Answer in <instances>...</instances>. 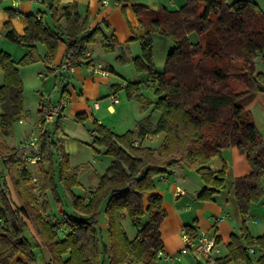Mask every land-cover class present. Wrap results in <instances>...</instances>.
Masks as SVG:
<instances>
[{
    "label": "trees",
    "instance_id": "trees-1",
    "mask_svg": "<svg viewBox=\"0 0 264 264\" xmlns=\"http://www.w3.org/2000/svg\"><path fill=\"white\" fill-rule=\"evenodd\" d=\"M111 1L121 4L133 0ZM45 4L50 22L42 16L28 14L21 35L9 22L4 24L5 38L25 46L27 51L15 60L0 50L3 73L0 137L9 134L12 123L22 116L23 86L18 65L42 59L35 42L42 43L48 58L53 59L58 42L66 37L64 56L74 64L83 61L90 64L91 59L84 56V51L92 43L99 41L109 52L117 44L113 35H105L98 26L91 28L88 13L80 17L76 3L61 6L60 0H50ZM131 7L139 24L133 39L141 47V55L132 60L137 69H147L155 81L154 108L160 112L155 126L141 124L137 135L142 138L148 133H162L158 150L135 146L132 130L116 134L94 121V142L102 144L113 159L87 203L71 194L73 211L78 217L67 215L68 231L60 237L55 227L43 220L38 209L49 210L47 192L59 203L55 177L67 190L77 182V168L69 165L62 143L53 140L44 125L40 127L41 159L37 163L35 193L31 172L17 165L18 147L0 138V163L6 171L0 169V264H37L32 241L24 234L28 223L39 238L38 244L50 255L45 264H157V253L162 250L159 228L165 211L162 196L155 190L154 178L183 163L195 170L203 182L196 198L209 201L224 187L226 165L223 163L220 169L212 170L208 162L212 156L221 157L222 149L229 146H236L251 168L248 174L234 180L240 214L244 216L248 203L262 195L264 139L242 101L250 94L260 93L264 106V71L256 69V59L264 52V11L253 0H184L179 9L173 10L164 6L150 9L140 2H132ZM15 14L11 11L10 17ZM62 19L64 25L60 23ZM192 31L199 36L196 43L189 39ZM155 32L173 43L162 71H156L152 61V33ZM116 59L127 60L122 47ZM141 101L142 106L148 103ZM77 116L84 117L82 113ZM5 175L14 187L18 204L11 196ZM37 195L41 201H37ZM103 200L106 242L100 241L96 227ZM126 216L138 227L132 240L121 226ZM184 229L195 236L192 226L185 225ZM215 241L219 242L218 236ZM253 241L264 251V233L253 237L242 222L240 234H231L227 253L217 258V263L246 258L247 264H264V254L256 257L254 253L253 259L248 255L247 249Z\"/></svg>",
    "mask_w": 264,
    "mask_h": 264
},
{
    "label": "rangeland",
    "instance_id": "rangeland-1",
    "mask_svg": "<svg viewBox=\"0 0 264 264\" xmlns=\"http://www.w3.org/2000/svg\"><path fill=\"white\" fill-rule=\"evenodd\" d=\"M139 1L147 4L150 9H159L160 7L164 6L171 10L179 9L184 2V0ZM253 1L262 11H264V0ZM201 10L202 4L199 5V12H201ZM45 20L47 22H50L49 14L45 16ZM189 39L191 42L196 43L199 40L197 32H190ZM98 42L99 41L90 44L94 45L93 57L96 58L97 62L100 64L102 62H108L113 68V71H107L108 76L112 78L111 82H114L113 85H122V87L117 90L118 94H116V100H112L111 98L109 99V95H107L109 96L107 97L108 100L106 99L107 101L104 102L101 101V99L99 100V115L96 116V118L100 120L99 123L109 128L116 134H123L128 129H133L135 127V124L145 117H148L152 122H156L160 116V112L156 108H154V102L157 98V95L155 94V81L151 78L147 69H137L132 60L134 57L141 55V47L138 40L132 39V44L129 46L130 48H128V53H130V56L132 57L126 62H119L118 60H116L115 53L105 51L101 46V43ZM16 45V43L10 42L0 37V48H2V50L4 51L14 52L12 50H14V47H17ZM37 46V52L45 50V47L42 43L38 42ZM172 47L173 43L168 37L162 36L156 32L152 33V61L156 71L163 70L166 55ZM86 50L89 51L90 55V50ZM13 54L15 55L16 53ZM97 62H95V64H97ZM256 69L259 71H264V52L261 53L256 59ZM18 70L23 86L22 116L12 123L10 133L0 138L10 146H20L21 142L27 136H29L31 132H33L35 135H38L39 133L40 128H38L37 122L39 119V109L41 103H44L45 105H52L58 102V100H60L61 98L66 100V106L63 109L65 113L64 117L61 120V123L57 120V118H55V120L44 123L43 125L45 128L51 130L54 137L56 135L59 138H62V140L66 138V142H70L68 145V150L64 147V145L63 148L68 154L69 165L71 167L77 168V182L72 185L69 190H67L63 187L58 177L54 178V183L57 186V193L60 201L59 203H57L50 192H48L47 198L49 201V210L47 211V213H56L59 218H63L64 220L67 218V215H71L77 218L78 214L73 211L70 197L71 194L80 197V199L84 203H87L91 198V192L96 189V186L99 183L100 177L98 178V175H103L106 168L111 163L113 156L105 152V147L102 144L94 142V134H91V130L94 129L95 125L93 119L92 121H90V115H92V110L90 108L87 111L88 116L79 118L77 116V113L73 116L69 115V110L72 106V104H69L70 99L67 96V93L64 94V92H61V89L63 87L61 82L59 80H56L53 75L44 73L46 71L45 64H42L41 61L38 60L29 64L18 65ZM38 70H43L42 75L38 74ZM2 81L3 74L0 73V84H2ZM129 84H131L130 88L128 87ZM238 87L241 88L242 86L238 85ZM108 89H110V86H107V90ZM128 90L131 93L130 96H128ZM62 94H64L63 97ZM139 98H141V100H144L143 102L147 101L148 104L142 106L143 103ZM107 102L114 106V110L118 107L117 113H114V110L111 111L109 108L105 107V103ZM242 105L250 110L257 131L259 135L264 139V106L261 103V94L254 93L246 96L242 101ZM149 136L150 138L145 139L144 145L150 148L156 147L155 150H158L163 137L161 136V134H151ZM57 141L60 140L57 139ZM56 157L57 155L54 154L53 159L55 160ZM217 157L220 158L219 156ZM0 169L4 173H6L1 163ZM30 170L31 174H35L34 167H31ZM158 180L159 178L157 176L156 180L154 181L155 185L156 183H158ZM227 181L229 180L227 179ZM260 185L262 187V195L257 197L256 199H252L248 203L247 213L244 216L239 214L238 209L234 206L235 202L233 200L231 201V219H228V227L222 229V234L225 235L229 232H232V234L239 235L242 222L245 223L247 230L251 236L256 237L264 233V177L261 178ZM191 194L192 195H189V197L186 198V202L192 208L190 210L194 211L197 207V203H200V201L196 199L194 192ZM37 201H41V197L38 195ZM104 204L105 200H103L101 203V212L98 215V223L96 226L100 241L102 242L107 241V228L105 226L99 225V223H104L106 221V216L102 211V207H104ZM58 205L60 206L62 211L58 210ZM209 214L210 213H206V210H204V212L200 211L199 213V216L202 217L203 220H205L200 228L201 234L207 232V230L211 226V222L209 223L210 220L207 218L211 216ZM142 220L144 222V219ZM121 226L129 240L135 238V236L137 235L138 227L136 228L127 216L122 218ZM67 231V225L64 224H61L60 228L56 229V232L60 237H63ZM24 234L32 241V244H34V238L30 227H25ZM242 242L244 243L243 240ZM253 242V246L257 249L256 257H259L260 255L258 253V249L261 246L255 241ZM226 245L227 244H225L223 239L219 238V251L212 253V257L215 259V264H218L217 258L222 257L227 253ZM33 246L35 247V245ZM43 249L46 253H48L45 248ZM34 252L36 251L34 250ZM45 252L37 249V264H45V260L43 259L44 257L41 254ZM248 255L251 259H253V255L251 253H249ZM181 258L177 263L181 262V264H198V261H201V259L192 252L182 254ZM160 264H173V262L160 260ZM225 264H247V260L246 258H238L236 260H230Z\"/></svg>",
    "mask_w": 264,
    "mask_h": 264
},
{
    "label": "crops",
    "instance_id": "crops-1",
    "mask_svg": "<svg viewBox=\"0 0 264 264\" xmlns=\"http://www.w3.org/2000/svg\"><path fill=\"white\" fill-rule=\"evenodd\" d=\"M49 1L50 0H16L15 2H13L12 0H0V37L6 39L4 36L6 30L4 28V24L6 22H9L12 28L21 35L23 34L24 28L26 26V15L34 14L45 18V16L48 14L47 5L45 4V2ZM132 2H140L142 4H145L139 0H133L131 2L121 4H114L111 0H109L105 4H103L101 0H60L61 6L76 3L77 11L80 17H83L86 13H88L91 28L98 26L102 29L105 35H113L116 38L117 44L112 53H115L116 59L119 49L122 47L125 56L127 57L126 61H128L132 57L130 56V53H128V48H130L129 46L132 44L131 41L133 39L135 31L139 28L137 18L131 7ZM145 5L149 7L147 4ZM11 11H14L16 14L10 17ZM60 23L64 25V20L62 19ZM37 43L38 42L34 43L36 48H38ZM16 46L17 47H14V50H12L14 52L6 51L15 60L19 59L27 51V48L23 45L17 44ZM65 46L66 37L63 36L62 39L58 42L57 53L54 59L48 58V56L46 55V50L38 51L39 55L42 56V59L40 60L41 63L45 64L46 66L47 72L45 71L44 73L53 75L55 79L59 80L62 86H64L62 87L61 92H64V94L67 93V96L70 99L69 104H72L69 110V115L73 116L76 113H82L84 116H88L87 111L90 108L92 110L90 121H92L93 119L94 121L99 123L100 120L96 118V116L99 115V100L101 99V101L105 102L108 100L107 97L109 96V99L111 98L113 100V97H115L116 99V94H118L117 90L122 87V85H113L114 82H111L112 78L108 76L107 71H113V68L108 62H102L100 64L97 62L96 58L93 57L94 45H90L87 48L91 52L89 55L91 59L90 64H87L86 61H83L79 64H74L73 72L61 71L59 69V65L66 60V57L64 56ZM0 50H2V48H0ZM13 53L16 54L14 55ZM95 62H97V64H95ZM0 73H2L1 67ZM42 73L43 70H40L38 72V74L40 75H42ZM107 86H110V89L107 90ZM64 94H62V97ZM95 103L96 106H94ZM105 107L109 108L111 111L114 110V106L109 102L105 103ZM117 111L118 107L114 110V113H117ZM64 113L65 111H63V113H61L57 118L60 123L62 118L64 117ZM156 122H152L148 117H145L144 119L139 120L135 124V127L133 129H128L135 132L133 141L141 140V145L144 146L145 137L151 135V133H148L145 137L143 136L142 138H140V136L137 135L138 126L141 124H147L151 128H153ZM45 129L49 131L53 140L59 139L62 142V145H64L67 150L69 149L68 145L70 142L67 143L66 138L62 140V138H59L56 135L54 137L50 129ZM91 134H93V130H91ZM157 134H161V136L163 137L162 133ZM155 148L156 147H154L153 149ZM223 163L226 165V176L224 178L223 189L213 195V200L209 202L200 201V203H197V207L194 211L190 210L192 208L187 204L186 198H188L189 195H192L191 193L193 192L196 196L203 187V182L199 174L196 173L195 170L187 168L182 163L158 176L159 180L155 185V190L162 196V207L165 211V217L163 218L159 228L162 250L165 253H175L182 247L181 236L183 231H185V225L192 226L195 235L201 234L200 228L205 220H203L202 217L199 216V213L200 211L204 212V210H206V213H210L209 215H211L207 217L210 220L209 223L211 222V226L204 234L214 237L218 236L219 238L223 239L225 244L229 243L230 235L232 234V232L224 235L222 234V229L228 227V219H231L232 208L230 204L232 200L235 202L234 206L238 209L234 196V180L237 177L248 174L251 171V168L246 156L241 153L236 146H229L222 149L220 158H218L217 156H212L208 162V166L212 170H218L221 168ZM33 167L35 169V174H32L35 177V182L33 183L34 187L37 188V164L35 166H32V168ZM100 175L101 174L98 175V178L100 177ZM5 178L11 196L13 200L18 204L19 201L16 196L14 187L9 181L7 175H5ZM227 179L229 181H227ZM155 180L156 178L154 179V181ZM36 190L34 189V192H37ZM57 208L58 210L62 211L59 205L57 206ZM50 214L57 216L56 213L54 214L53 212ZM57 218L61 221L62 225H66V220H64L63 218H59L58 216ZM99 225L107 227L106 221L104 223H99ZM28 227L31 228L34 238V244L32 245H35L36 247L35 248L33 246V252L34 250L37 252V249L45 252L43 249L45 247L38 244L39 238L30 223H28ZM36 252H34L35 255ZM41 254L44 257L43 259L45 260V262L49 261V253L45 252ZM181 256L179 257V259L181 258ZM179 259L168 262H173V264H181V262L177 263ZM160 260L163 261L164 259L159 258L157 264H160Z\"/></svg>",
    "mask_w": 264,
    "mask_h": 264
},
{
    "label": "built area",
    "instance_id": "built-area-1",
    "mask_svg": "<svg viewBox=\"0 0 264 264\" xmlns=\"http://www.w3.org/2000/svg\"><path fill=\"white\" fill-rule=\"evenodd\" d=\"M12 1L15 2L16 0ZM101 1L103 4H105L109 0ZM84 56H89L88 50L84 51ZM59 69L61 71L71 72L74 69V63L66 59L59 65ZM113 100H116L115 97H113ZM65 106L66 100H64L63 98H61L60 100H58V102L52 105H45L44 103H41L39 109V119L37 122L38 128H40L44 123L53 121L55 120V118H58ZM94 106H96V103L94 104ZM147 138H150V136L145 137V139ZM141 142V140H135L133 141V144L137 146L141 145ZM40 159L41 153L39 134L35 135L33 132H31V134L21 142L20 146H18L17 165L19 168H26L30 171V168L32 166H35ZM30 179L32 182H35V177L33 175L30 176ZM34 189L36 190L37 188L35 187ZM38 210L42 214L44 221L53 225L55 229L60 228L61 221L55 215L43 212L41 208H39ZM181 239L182 247L179 249V251L175 253H165L163 250H159L157 253V257L167 261H174L176 259H179L182 254L192 252L201 259V261H198V264H215V259L212 257V253L218 252L219 248L214 236H208L205 234H196L195 236H192L186 231H183ZM248 252L251 254H256L257 249L252 245L248 247ZM258 253L259 255H263V249L259 248Z\"/></svg>",
    "mask_w": 264,
    "mask_h": 264
},
{
    "label": "water",
    "instance_id": "water-1",
    "mask_svg": "<svg viewBox=\"0 0 264 264\" xmlns=\"http://www.w3.org/2000/svg\"><path fill=\"white\" fill-rule=\"evenodd\" d=\"M137 178H139V176H137Z\"/></svg>",
    "mask_w": 264,
    "mask_h": 264
}]
</instances>
